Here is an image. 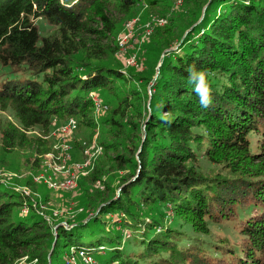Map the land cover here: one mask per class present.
I'll return each mask as SVG.
<instances>
[{"label":"trees","instance_id":"16d2710c","mask_svg":"<svg viewBox=\"0 0 264 264\" xmlns=\"http://www.w3.org/2000/svg\"><path fill=\"white\" fill-rule=\"evenodd\" d=\"M173 1L0 0V109L16 121L0 129L7 152L25 148L27 133L47 131L54 119H74L77 130L94 126V116L110 110L95 112L96 93L112 98V116L103 124L109 122L116 137L126 126L141 133L139 145L115 159L133 174L120 178L116 195L106 190L97 196L93 216H79L71 230L56 227L54 247L51 227L27 196L0 191V264L23 258L27 264H67L59 251L67 246L91 257L104 252L101 244L75 246L81 233L72 232L115 212L124 214L121 226L133 236L110 239L108 249L117 252L110 264H264V0H184L192 7L187 33L177 50L156 58L153 79L146 81L150 96L127 90L134 76L108 60L115 16ZM38 21L51 34L42 36ZM121 57L125 65L128 57ZM192 63L209 72V109L200 107L187 83ZM130 109L131 122H120ZM201 162L221 172H199ZM22 206L31 212L22 215ZM168 206L175 218L170 224ZM213 228L229 229L239 243L213 240Z\"/></svg>","mask_w":264,"mask_h":264},{"label":"rangeland","instance_id":"374dc122","mask_svg":"<svg viewBox=\"0 0 264 264\" xmlns=\"http://www.w3.org/2000/svg\"><path fill=\"white\" fill-rule=\"evenodd\" d=\"M181 1L174 0L169 5H160L158 7L141 5L135 7L128 16H115L117 21H115V31L110 43L111 57L108 60L124 74L126 73L128 77L129 74L134 76V80L131 82L132 85L126 84L125 88L127 90L134 87L136 90L141 89L142 93L146 91L148 97L150 96L148 85H150L151 81H146L149 78L153 79L152 72L157 62L156 58L160 59L169 50H177L178 44L182 40L180 37H184L183 34L187 33L185 30L186 26L189 25V18H187L186 13L192 7L190 2L186 4L184 0ZM160 21L162 22L160 23ZM37 23L42 36L51 34V29L43 21H38ZM129 24H132V38L126 45L127 50L125 53L120 54L117 49L118 47H116V40L120 34L127 30ZM168 45L170 48L163 51ZM121 55L126 56V58L135 57L136 66L133 68L126 67L123 64ZM142 86H145L143 87L144 89H142ZM122 95L123 92L120 90L118 96L121 97ZM93 96L97 97L110 110L102 116H94L96 124L92 127L79 125L78 130L76 129L70 139H67L66 144L69 147L68 154L70 155L67 167L82 166L85 163L88 158L82 155L83 150L93 140L97 143V147H101V151L90 159L89 165L82 169L88 172V177H81L75 190L62 191L50 189L43 179H39L44 174L48 155L50 153L55 155L60 154V148L65 142L59 139L58 134L67 120L60 121L54 119L47 131L39 128L32 130L27 133L26 137L28 141L25 148H16L10 152L5 150L2 135L0 134V191L15 194V196H19L20 194L27 196V200L36 209L35 211L43 214L44 219L51 227L53 235L51 247L55 245L56 227L63 226L66 230H71L78 225L76 219L79 216L85 213L88 216H93L98 212L96 206L97 196L100 193L103 194L106 190L109 192L115 191L116 195L119 189L120 178L133 174L127 167H118L115 159L122 152L126 153V148L134 149L135 146H138L139 141L137 140V136L141 133H138L136 130L132 131L130 126H126L124 135L120 138L116 137V131L110 126V123L103 124L106 118H111L112 116L111 112L114 109L113 105L110 104L112 98H108L105 101L104 97L97 93ZM147 100L149 102V98ZM106 102L109 105L105 104ZM131 104H133L136 110H140V105L137 101L131 100ZM143 104L142 102V106ZM133 116H135V113L133 109H130L126 117L122 119L116 117V120L121 119L120 122L129 124ZM9 123L16 125L13 113L10 110L0 109V129L7 127ZM143 139L144 136H142V141ZM87 162L89 161L87 160ZM196 168L204 174L210 173L214 175L217 172H221L219 167L206 162H201L199 165H196ZM89 174L91 175L89 176ZM46 175L51 174L47 172ZM61 176V174H58V176L53 178L59 183L62 181ZM110 196H107V202H110L108 200ZM90 203L92 204L91 206L88 205ZM164 211L168 216L166 218L167 224H170L175 219L172 208L168 206ZM30 212L31 209L29 207H21L20 213L22 215ZM36 218L32 217L30 221H34ZM110 218H112L111 221L115 220L114 222L117 224L116 228L111 227L112 222ZM121 218H125V216L120 212L103 213L100 215L99 221L93 222L94 224L92 223L87 227L75 229L72 232L75 233L77 231L81 233V238L75 246H92L94 248H97L100 244L105 246L104 252L95 251L91 254L93 260L89 264H110L113 261V257L117 254V252L108 249L111 246L110 239H113L118 234H123L124 239L133 236L130 228L121 226ZM91 228L93 229L92 234H90ZM185 230L191 233L190 229L187 228ZM127 234L129 235L128 237ZM209 236L213 240L223 238L231 244L239 243L238 236L229 229H210ZM69 247L59 248L61 258H65L67 264H85L79 256L69 250ZM130 247V243H127L126 250ZM25 262L26 258H23L17 264H27Z\"/></svg>","mask_w":264,"mask_h":264},{"label":"built area","instance_id":"2783aa9c","mask_svg":"<svg viewBox=\"0 0 264 264\" xmlns=\"http://www.w3.org/2000/svg\"><path fill=\"white\" fill-rule=\"evenodd\" d=\"M159 22V21H158ZM157 22V23H158ZM162 21H160L161 23ZM132 24L127 26V30L120 34L116 40L118 52L120 54L125 53L127 50V43L130 42L132 38L131 32ZM126 67H135L136 60L135 57H129L125 61ZM91 100L93 103L94 110L97 114L107 111L108 107L104 105L97 97L91 95ZM77 129V122L74 119H69L66 121V124L61 127L59 130L58 137L60 140L65 142L62 144L60 148V154L55 155L50 153L46 159L44 174L39 177V179H43L44 183L50 189L62 190V191H72L75 190L78 184V181L81 177L87 176L88 172L82 170L87 167L90 163V159L95 156L97 153L101 151V147H97V143L93 140L91 144H89L84 150L82 155L85 158H88L82 166L76 165L72 167H67V163L70 160L69 147L66 144L67 139H70L71 135ZM49 172L51 175H46ZM61 174L62 181L57 183L53 177ZM129 235L127 234V237ZM73 253L79 256L85 264H89L92 262L93 258L86 254L83 251L73 250Z\"/></svg>","mask_w":264,"mask_h":264},{"label":"clouds","instance_id":"9594fccd","mask_svg":"<svg viewBox=\"0 0 264 264\" xmlns=\"http://www.w3.org/2000/svg\"><path fill=\"white\" fill-rule=\"evenodd\" d=\"M187 83L192 91L198 97L199 105L202 109H209L213 106V89L209 82V72L206 69L199 68L195 63L187 66L185 69ZM166 118V117H165Z\"/></svg>","mask_w":264,"mask_h":264}]
</instances>
